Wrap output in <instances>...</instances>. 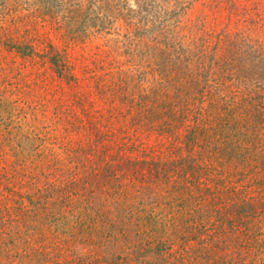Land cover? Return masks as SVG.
Instances as JSON below:
<instances>
[{"label":"rangeland","instance_id":"374dc122","mask_svg":"<svg viewBox=\"0 0 264 264\" xmlns=\"http://www.w3.org/2000/svg\"><path fill=\"white\" fill-rule=\"evenodd\" d=\"M190 47L201 86H215V70L223 74L210 99L222 109L224 130L211 121L207 99L195 102L193 118L185 117V97L148 107L137 99L160 75L159 62L175 53L182 61ZM203 63L213 71L202 74ZM263 63L264 0H0V264L262 262L264 252L249 249L240 231L264 224ZM121 80L131 81L133 99L116 86ZM105 81L115 84L103 99ZM130 158L161 168V176L144 169L143 186L128 178L141 195L129 191L127 202L114 197V181L84 196L108 201L111 212L114 198L139 204L146 232L69 237L49 181L61 170L77 175L79 160L112 167ZM79 193L71 198L84 201ZM129 239H149L153 252H139L138 262Z\"/></svg>","mask_w":264,"mask_h":264},{"label":"trees","instance_id":"16d2710c","mask_svg":"<svg viewBox=\"0 0 264 264\" xmlns=\"http://www.w3.org/2000/svg\"><path fill=\"white\" fill-rule=\"evenodd\" d=\"M224 0H222L223 4ZM253 41H256L253 39ZM159 50V49H158ZM159 53L165 54V51H162L160 49ZM161 54L159 56L161 57ZM174 62L173 59H167L166 64H162L159 62L160 67V75L153 78V81L150 82V87H147L145 90L141 89L140 93L137 95V99L141 98L144 103L147 104V107L150 105H164L167 104L169 101H173L177 98V100L180 102L183 97L186 99L184 100L185 103L188 105L189 110L186 111L185 117L187 118H193L195 115L194 111V104L195 102L198 104V102H201L202 104L205 103V100L207 99L209 101V104H213L214 109H210L207 112L211 114L212 119L211 121H215L217 123H221L218 125L219 130L225 129V124L221 115V107L218 103V101L214 98L210 99V97L217 94V91L219 92L220 87L224 83V77L223 74H219V71L215 70L213 74L214 80L212 81L215 83V86H201V82L199 80L200 75H198V71H196L195 68V48L190 47L186 49L185 51L181 52V56L184 57V60L179 61L180 54L175 53ZM158 55V54H157ZM198 58H201L198 56ZM260 58L259 60H261ZM258 60V61H259ZM257 61V62H258ZM256 62V63H257ZM57 63V61H56ZM249 63L253 66L255 64L254 59L249 60ZM58 66V65H57ZM260 68V65L258 66ZM262 68L264 69V63L262 64ZM213 71L210 63L202 64L201 65V73L209 74ZM141 82V81H140ZM74 88L80 84L79 81H75ZM113 83L109 85L107 84V81L103 85L99 84V90L102 93L103 97L106 95V88H113ZM115 84V83H114ZM155 84V85H153ZM98 86V85H97ZM116 86L123 92L126 96V100L129 99L128 96H130V99H133L135 97V88H130L131 81L125 80L124 82H116ZM231 87V86H230ZM205 88V89H204ZM219 88V90H218ZM259 88V87H258ZM128 89V90H126ZM170 91H172L170 95ZM111 92H117L116 90H112ZM75 96L77 94L75 93ZM257 97V96H256ZM78 100L85 101L89 104L87 96H78ZM106 97H103L105 99ZM168 100V101H167ZM167 101V102H166ZM183 101V102H184ZM90 104H92L90 102ZM180 104V103H178ZM217 107V108H216ZM149 111L150 109L147 108ZM146 110V111H147ZM179 117V116H178ZM177 120V117H173ZM218 118V119H217ZM193 132L196 131V128L193 126ZM192 138V134L190 136ZM235 146V145H234ZM190 149V148H189ZM260 154H264V151L260 152ZM259 154V155H260ZM135 159H126V160H119L115 162V165L111 166H105L101 165V163H104V159L100 160V163L98 161H95L94 164L90 167H85V162L78 161L76 164L78 168L77 175H64L63 171L61 170V174H55L54 181H49L47 187L49 189L51 188L54 192V201L53 204H56V213L60 212L59 217L61 220H65L67 217L69 218L70 224L68 226V229H70L69 237L71 235L73 237H115L116 233L118 232L119 237H127L129 235H133L134 237H137V235L144 234L147 230L146 228V222H143V218L145 216L143 209L138 204L137 207H131L129 205H125V203L132 199L130 195H128L127 192L134 191L136 192L134 195L132 194V197H138V195H141V193H137L136 186L133 182H130L128 178L130 177H138L137 180H139L141 186H143L146 182L149 181V178L145 176L142 171L144 169H147L149 172H156L157 176H161L160 171L161 168L155 167V168H148L149 165L146 164V167L137 165V163L143 164L145 162L143 161H133ZM25 163H28L25 161ZM49 165H45L42 169H40V172H43ZM22 176L25 174H28L26 180L24 181L25 186L27 189L30 190V186H32V173L29 171V167L22 166ZM37 168V167H36ZM35 168V169H36ZM108 171V172H107ZM21 176V177H22ZM38 176H41L40 174ZM38 180V179H37ZM120 182L118 183V181ZM125 185H121V181H124ZM114 181V184L112 186V191L114 193V197L118 196L122 197V199H126V202H122L119 200V198H114L115 207L113 208V212L108 211V209L105 211L104 209L107 207L109 202L105 200H97L95 202L92 201L91 197L87 198L84 196V194L87 195V189L90 187L91 189H95L99 192V190L106 187L109 182ZM79 190L80 197L83 200H76L71 198V191ZM68 195L67 199L62 202V199L64 196ZM53 199H51L52 201ZM50 202V201H48ZM103 210V211H102ZM38 216H43V206L39 207L37 209ZM147 214V213H146ZM245 215L249 218L250 214L245 213ZM3 224V222H2ZM65 224V222H64ZM258 223H251L247 226V230L243 229L240 231V234L243 236H248L246 239L242 240H248L249 244L246 245L251 248L256 253L264 252V240H258L257 237H260L262 234H264V224L261 226H258ZM4 229V228H3ZM235 232L237 233L238 230L235 229ZM219 237V239L222 237V239H225L223 237V233L216 234ZM146 236V235H145ZM212 235H207V237H211ZM217 240V239H216ZM129 241V248H130V255L133 252L135 253V260L140 262V259H137V254L141 251H150L153 252V248H151L149 244V239L140 240V243L136 245L135 241ZM154 242V240H153ZM220 245V243H219ZM202 247V246H201ZM247 247V248H248ZM247 250L250 251V250ZM157 260L158 257L155 256L153 260ZM255 259V258H254ZM124 260V259H123ZM122 260V261H123ZM156 262V261H155ZM253 262L256 263L254 260ZM147 264V262H146ZM183 264H204V263H195L189 259H186ZM256 264H264V257L262 262H258Z\"/></svg>","mask_w":264,"mask_h":264}]
</instances>
